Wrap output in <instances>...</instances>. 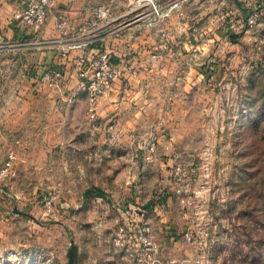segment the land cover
I'll return each mask as SVG.
<instances>
[{"label": "rangeland", "instance_id": "rangeland-1", "mask_svg": "<svg viewBox=\"0 0 264 264\" xmlns=\"http://www.w3.org/2000/svg\"><path fill=\"white\" fill-rule=\"evenodd\" d=\"M233 2L238 4L235 0H228L226 5L220 0H191L186 4V15L200 22H220L219 11L233 6ZM195 11L202 14L195 17ZM244 11L238 6L235 17ZM260 20L261 25L254 28L237 27L230 35L234 45L222 40L209 45L210 55L205 53L201 69L213 65L215 79L203 78L185 97L189 109L182 131L184 143L193 149L176 159L194 160L197 170L191 182L189 207H182L180 192L174 195L177 210L186 215L178 241L187 255L172 263L264 264L263 12ZM215 30L212 28L211 32ZM259 36L263 38L260 47L256 43ZM6 59L0 57V117L8 107L7 92L2 89L6 71L23 73L30 66L20 68L19 61L10 58L13 64L8 70ZM65 112L61 110L62 115ZM74 115L82 118L84 113L79 110ZM5 158L0 151V215L4 214L0 216V264H138L116 243L119 226L123 224L121 213L107 203L100 206L92 201L98 196L111 198L118 192L120 182L128 180L113 167L123 161L116 163V158L106 157L104 162L110 171L101 173L102 188H91L81 167L69 172L61 169L62 184L52 186L48 173L39 187L22 189L25 197L16 203L1 202L8 186L3 180L8 175H1ZM101 158L92 160L98 162ZM159 159L162 158L156 155L148 162ZM52 160L49 156L42 159L48 168L53 165ZM9 175L17 183V174ZM164 175L156 171L150 180ZM52 196L55 198L48 204ZM103 210L104 217H98ZM136 210V221L149 227L163 257V245L150 222L141 208ZM188 227L194 232L196 244L183 240L182 234ZM163 260L167 264L164 257Z\"/></svg>", "mask_w": 264, "mask_h": 264}, {"label": "crops", "instance_id": "crops-1", "mask_svg": "<svg viewBox=\"0 0 264 264\" xmlns=\"http://www.w3.org/2000/svg\"><path fill=\"white\" fill-rule=\"evenodd\" d=\"M25 1L0 0V32L10 41L21 44L0 57L7 58L8 70L13 64L9 62L10 58L19 61L20 68L25 69L30 65L23 73H13L12 69L6 71V79L2 84L3 91L7 92L8 107L0 117V151L7 158L8 151L14 149L12 173L17 174V183L11 181L12 175L3 177L4 184L8 186L3 190L6 195L1 202L20 203L25 197L22 192L45 183L48 173L51 174L52 186L57 187L59 182L63 183L60 180L61 169L69 172L81 167L89 177L91 188H102L101 173L110 171L104 161L108 156L114 157L116 163L123 161L122 164H114V170L123 174L120 177L124 176V179L127 176L128 180L120 182L118 192L112 194L111 198L98 196L92 199L93 204L103 206L107 203L121 213L122 219L129 213L134 220H138L136 209L140 211L141 208L163 245V257L167 264H177L171 261L187 255V250H183L178 241V233L184 227L186 215L176 208L174 195L178 193V186L169 176V167L177 155L193 149L184 143L185 134L182 131L189 109L185 97L194 86L203 82L201 65L205 57L210 55L209 45H215L218 40L224 41L220 39L224 36L220 22L210 19L205 23L186 17L190 22L198 21L206 30V40H215L198 43L200 59L190 58L192 46L184 42L182 35L186 30V18L179 19L177 16L166 24L173 33L166 44H162L155 31L136 29L138 24L123 26L122 21L111 26L120 27L118 35L107 36V30L101 28L87 34L94 39L91 44L93 48L112 47L115 50L112 57L115 63L122 65L126 59L121 76L114 81L110 91L99 98V129L91 134L87 130L86 95L80 89L81 78L74 60H62L66 69L65 78L59 87L40 82L35 74L37 68L57 61L55 46L44 41L57 36L58 16L66 14L73 24L85 22L88 15L81 10L85 0H53L47 20L39 31L21 26L20 14ZM186 11L188 13V7ZM201 14V11H195V17ZM212 28L216 30L211 32ZM132 33L136 37H130ZM231 41L229 43L234 45ZM206 52L207 56H204ZM154 54H159L158 58ZM179 71H182L184 78L173 86ZM74 92H77L76 95ZM168 93L172 96L170 100L167 98ZM168 103L171 104L169 110L165 109ZM61 110L66 111L65 115H62ZM79 110L84 113L82 118L74 115ZM151 128L158 137L154 156L162 159L149 163L141 158L142 152L138 150L137 144ZM136 153L137 164H132L130 158ZM45 156L53 158L51 168L42 161ZM92 157L102 158L97 162ZM156 171L165 175L152 180ZM97 173L100 176L97 177ZM104 211L98 217H104Z\"/></svg>", "mask_w": 264, "mask_h": 264}, {"label": "built area", "instance_id": "built-area-1", "mask_svg": "<svg viewBox=\"0 0 264 264\" xmlns=\"http://www.w3.org/2000/svg\"><path fill=\"white\" fill-rule=\"evenodd\" d=\"M53 0H26L22 7L20 20L24 29L39 31L47 20L49 10ZM191 0H85L81 10L88 15L85 22L73 24L66 14H60L57 18L56 28L58 34L56 37L44 41L46 44L55 46L57 50V61L54 64H48L40 69L38 80L51 87H59L65 78V69L62 60H74L78 75L81 78L80 89L85 91L86 95V121L87 130L95 134L99 129L98 123V101L105 96L111 89L114 81L122 74L125 67L126 59L120 65L112 60L114 49L110 48H93L91 44L94 39L87 35L98 28L106 29L107 36L120 34V27L112 28L111 26L122 21V25L138 24L136 29L155 31L161 38L162 44H166L173 33L166 26L167 22L174 16L179 19H185L186 4ZM238 1V0H235ZM242 6L239 8L246 9L240 17L236 18L234 12L238 6L227 7L220 13V28L223 30L222 36L224 42L230 41L231 33L237 28H254L261 25V14L264 13V0H240ZM239 1V2H240ZM221 4L226 5L228 0H220ZM186 30L183 32V40L191 45L192 59H200L201 41H209L205 38L206 30L200 26L198 21L190 22L187 18ZM130 37H136L135 33ZM218 38V37H217ZM219 39V38H218ZM38 42V41H37ZM43 42V41H42ZM263 42L262 36L256 39L258 47ZM197 43V44H196ZM21 45L18 42H12L0 32V55L6 54ZM154 57L159 54H154ZM123 61V60H122ZM203 64V63H202ZM212 68L207 71H201V78L208 81L215 79V72ZM202 70V69H201ZM184 76L179 71L173 86L180 83ZM77 92H74L76 95ZM171 94H167L168 100ZM171 104L165 105V109H170ZM158 137L151 130L144 134L137 148L142 152L141 158L145 161H151L156 154ZM15 159L14 149L11 148L7 153V158L1 169V175L7 176L12 173ZM138 154L131 156L132 164H137ZM197 170V164L194 160H175L169 167V176L177 184L178 192L182 194L180 203L182 207L188 208L192 203L191 200V182ZM55 196H52L47 203L49 204ZM116 237V243L123 246L125 253L133 257L138 264H164L159 242L151 233L149 227L133 219L129 213L123 217V224L119 226ZM183 240L190 244H196L193 230L188 227L182 234Z\"/></svg>", "mask_w": 264, "mask_h": 264}, {"label": "trees", "instance_id": "trees-1", "mask_svg": "<svg viewBox=\"0 0 264 264\" xmlns=\"http://www.w3.org/2000/svg\"><path fill=\"white\" fill-rule=\"evenodd\" d=\"M41 68H43V66H42ZM41 68H40V69H41ZM211 68H212V67L208 66V68H205V71L210 70ZM40 69L37 68V69L35 70V71H36V73H35L36 75L39 74Z\"/></svg>", "mask_w": 264, "mask_h": 264}]
</instances>
